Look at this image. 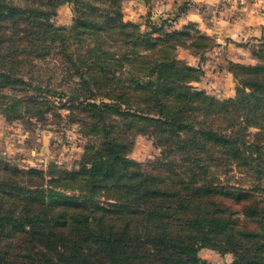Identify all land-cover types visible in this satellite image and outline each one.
<instances>
[{
    "label": "trees",
    "instance_id": "1",
    "mask_svg": "<svg viewBox=\"0 0 264 264\" xmlns=\"http://www.w3.org/2000/svg\"><path fill=\"white\" fill-rule=\"evenodd\" d=\"M91 1L82 18L77 0H38L26 8L0 0V76L12 75L5 69L17 66L9 65L11 59H22L11 50L44 42L67 48L86 33L95 43L117 29L126 45L122 53L139 55L140 43L155 40L152 31L167 22L141 31L123 21L118 0ZM111 1L116 8L106 9L103 3ZM65 2L73 20L57 26L52 17ZM263 59L237 65L235 93L227 98L190 85L199 67L174 55L154 59L137 77L138 87L152 78L144 82L148 103L132 112L124 104L125 114L152 127L145 133L162 149L154 167L129 158L104 127V151L86 152L79 168L53 170L49 180L35 167L13 166L17 176H0V264H204L197 252L206 244L233 252L230 264H264V200L253 193L258 187L220 180L235 167L247 175L257 166L252 172L264 174ZM108 75L116 80L120 72ZM13 79L26 83L21 75ZM167 92L173 97H163ZM120 104L104 103L96 113L119 112Z\"/></svg>",
    "mask_w": 264,
    "mask_h": 264
},
{
    "label": "rangeland",
    "instance_id": "2",
    "mask_svg": "<svg viewBox=\"0 0 264 264\" xmlns=\"http://www.w3.org/2000/svg\"><path fill=\"white\" fill-rule=\"evenodd\" d=\"M7 1H12L23 8H26L24 7L26 5L34 7L39 4L36 2L38 0ZM89 1L94 3L91 0H77L75 3L74 9L79 15H82V18L84 17L82 13L88 10L85 7L89 6ZM122 1L118 0L117 2L121 11L123 9ZM247 1L252 2L253 0H216L215 4L196 5L199 10H202L209 30L194 22H189L180 28H173L170 21L172 22L175 17L186 13L192 6L190 0H184L177 4L174 10H170L167 17L162 20L169 24L166 22L160 29L151 30V36L155 40H151L149 43L143 41L140 43L137 47L139 55L122 53L121 49L126 45L121 42L117 29L111 33H109L110 30L107 31L109 33L107 36L102 34L103 41L100 39L95 43L92 41V37L86 33L83 35V41L67 48L62 47L58 42H44L36 47L32 46L30 49L19 46L14 51L11 50L14 56L22 59H11L9 65L17 64V66H7L5 69L10 71L12 75L0 76V117L2 118L0 127H5L8 130L6 136L11 135V133L25 134V140L29 146L35 142H40L36 138H40L41 134L44 133L47 140L46 144L49 147L44 157L35 163L20 165L0 157L1 179L17 176L13 171V166L24 170L29 167L42 169L47 180L54 175L53 170L79 168L86 152L94 153L99 149L103 150L104 127L109 129L108 134L112 139L121 142L120 148L123 151H128L127 156L129 158L147 164L148 169L154 167L155 165H151V163L162 157L160 154L162 149L151 135L145 133V130H152V127L149 122L144 123L135 116L125 114L126 108L124 107L127 106L124 104L131 105L130 111L132 112L133 110L136 111L137 105L142 106L148 103L146 93L149 90L146 89L144 82L152 78L151 76L144 77L141 86L138 87V75L146 74V68L154 59L174 55L189 65L199 67L201 72L198 79L189 82L193 87L207 91L206 88L197 83L201 79H206L208 83L211 81L214 85L213 88L221 86L222 82L228 80L235 87L236 78L232 72H239L237 65L255 64L262 60L264 57V38L259 44L261 46L254 47V49L250 46L251 54L254 56L253 60L249 62H236L228 59L224 55V48H220L222 50L214 53L211 51L218 42L216 16L218 18L221 15V19L228 23L230 22L227 20L229 15L233 12L240 13L245 8ZM62 4L70 5V11L67 9L63 15L69 16L70 14L71 22L67 25L56 23L55 16L58 14L60 6L57 8L55 16L52 17V22L57 26H69L74 17V10L70 3ZM103 4L106 9L116 8V3L112 1ZM40 7L43 8V6ZM48 9L46 6L43 10ZM123 21L131 22L124 19ZM151 23L157 25L161 22ZM138 25L141 31H150L149 25L148 28H142L140 24ZM213 26H215V31L212 34L210 29ZM179 31L182 34L173 33ZM225 41L229 42L228 37L225 38ZM237 41L242 44L246 42L245 40ZM192 56L199 58L200 61L205 59L204 65L190 64L189 60L191 59L189 57ZM111 72L114 74L120 72V75L117 76L116 80H112L111 76L108 75ZM228 73L232 76L231 80L226 75ZM16 75H21L26 83L13 79ZM93 75L96 77L94 78ZM105 93L116 96L122 103L120 104L121 109L119 112L108 111L103 116H98L96 111L98 112L102 108V104L119 103L118 100L109 98ZM170 93H163V97H173ZM13 104L16 106L15 111H12ZM167 104L171 107L173 100H168ZM251 130L254 131L255 128ZM103 151H99V154H103ZM262 159L264 165V157ZM4 163L7 165L4 166ZM110 166L112 165L110 164ZM252 169H257V166L251 168L246 175L241 174L236 167L232 168L227 174L220 175V180H223L222 184L245 188L253 183L258 187L257 191L253 193L264 200V190H260L261 187H264V174L258 177V173L252 172ZM114 176L113 172L109 177L112 179ZM79 191L76 193L78 194ZM97 191L101 195L104 193L101 189ZM237 205L235 204V206ZM197 255L204 264H230L234 259L233 252H221L211 244L199 246Z\"/></svg>",
    "mask_w": 264,
    "mask_h": 264
},
{
    "label": "crops",
    "instance_id": "3",
    "mask_svg": "<svg viewBox=\"0 0 264 264\" xmlns=\"http://www.w3.org/2000/svg\"><path fill=\"white\" fill-rule=\"evenodd\" d=\"M184 0H123L122 1V12L123 19L140 24L142 28H148V25L153 23L162 22L167 17V13L170 10H174L175 6ZM216 0H190L191 7L186 13L180 14L170 23L173 28H180L183 25L194 22L199 26L209 28L208 24L205 23V16L202 10H199L196 5L203 3H213ZM153 3V4H151ZM245 8L240 13L233 12L229 15L228 19L230 22H226L221 19V15L216 16V24L218 25V42L217 45L212 48V53L224 50L226 57L233 61L238 62H249L253 60L250 46H257L264 36V0H253L252 2L247 1ZM69 4H61L58 8V14L55 16L56 23L59 25H67L71 22V16L63 15V12L67 9L70 11ZM215 25V22H213ZM221 26H224L221 28ZM212 34L215 31V26L210 29ZM228 37V41L225 38ZM237 40H245V43H239ZM222 48V49H220ZM210 52V53H211ZM228 53V54H227ZM243 53V54H241ZM247 53V54H246ZM190 64H201L204 65V60L200 61L197 57H189ZM202 68V67H201ZM205 69V68H204ZM203 69V70H204ZM206 74V72H204ZM204 74V75H205ZM232 79L231 74H226ZM197 83L201 84L210 93L215 94L218 97H230L235 93L234 85L231 82L224 81L221 86L213 88L212 82L207 80H200ZM232 84L233 81H232ZM0 122L2 118L0 117ZM8 132L5 127H0V157L6 161H14L21 164L24 163H35L44 157L48 151V145L46 144V136L44 133L41 134L40 142H35L32 146L26 142L25 134L17 135V133L6 136ZM57 157L56 154H54ZM60 159V156H59Z\"/></svg>",
    "mask_w": 264,
    "mask_h": 264
}]
</instances>
